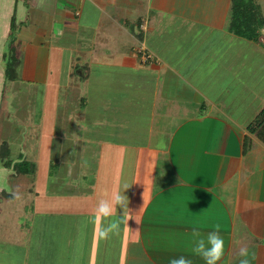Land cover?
Listing matches in <instances>:
<instances>
[{
  "label": "crops",
  "instance_id": "crops-1",
  "mask_svg": "<svg viewBox=\"0 0 264 264\" xmlns=\"http://www.w3.org/2000/svg\"><path fill=\"white\" fill-rule=\"evenodd\" d=\"M219 1L210 0L208 9L198 0H180L189 9L176 10L178 0H0L1 59L11 16L15 24L22 22L28 17L25 4L32 3L34 16L44 20L36 21L41 28L32 24L31 31L25 29L29 25L22 26L23 41L42 38L44 29L48 47L69 51V79L78 71L75 84L84 89L83 96L81 89L74 93L83 108L87 101L93 108L92 126L89 122L87 126L82 113L78 132L96 133L101 148L96 162L109 163L114 171L108 175L98 170L89 201L81 192L84 185L80 186L87 176L76 175V197H81L78 205L83 207H72L77 215L46 227L47 242L38 252L42 256L32 258L27 248L30 260L25 263L170 264L171 259L185 256L192 264H205L192 251L193 230L206 239L219 225L224 255L218 264L236 260L240 264L241 248L247 249L249 263L264 264V140L256 136L253 124L264 109V98L247 106L245 92L239 95L234 86L238 81L229 74L230 53L252 39L228 29L224 23L229 22L232 0ZM70 4L77 6L74 19L67 12ZM199 6L205 11L197 16L192 9ZM82 28L92 35L81 34ZM113 36L119 41L115 47L110 44ZM85 39L91 44L83 47ZM128 40L140 41L139 48L127 46ZM189 40L185 50L177 46ZM198 41L206 45L201 47ZM141 48L151 49L158 60L151 51L144 60ZM187 52L188 58L174 59ZM215 75L226 81L210 82ZM47 178L51 182L52 177ZM0 179L1 190L7 181L2 171ZM37 181L29 180L36 215ZM48 193L54 205L48 210L63 214L68 209L62 205L65 202L53 200V190ZM116 194L127 197V208L117 205L113 216L101 221L106 226L121 220L117 234L101 239L95 210L99 200H111ZM34 230L32 225L30 231Z\"/></svg>",
  "mask_w": 264,
  "mask_h": 264
},
{
  "label": "rangeland",
  "instance_id": "rangeland-1",
  "mask_svg": "<svg viewBox=\"0 0 264 264\" xmlns=\"http://www.w3.org/2000/svg\"><path fill=\"white\" fill-rule=\"evenodd\" d=\"M21 1L22 3L25 2V0ZM119 1L123 2L125 0ZM198 1L200 5L205 4V8H211L210 0ZM257 1L261 4L264 13V0ZM179 2L180 0H178L176 5H173L176 10L183 6ZM220 2L221 0L218 3ZM184 5L187 4L185 3ZM25 6L28 17L26 16L25 20L14 24L13 32L11 33L10 31V35H8V51L11 54H15L18 58L13 81L4 76L7 62L0 57V145L2 143L6 144L8 157L4 159V162L8 161L9 164L4 166L3 170H0L5 173L7 178L5 186L0 190V264H30L28 262L25 263L30 260V253H27V248L29 250L31 248L32 258L38 254L40 247L41 249L44 248L47 242L45 239L48 237L46 227H52L58 219L60 221L62 219L67 220L68 217L77 215L76 211L73 213L70 211L72 207H83V205H78L81 197H76L79 192V188L76 186L78 185L75 180V178H78L76 175L87 176V181L80 182V186L81 184L84 185L81 192L84 193L83 198H87L89 201L94 196V178L98 170L104 174H114V171L109 169L111 168L109 163H103L102 166H99L96 162L99 151H101L98 141L94 138L96 133L78 132V128L82 125L80 121L82 113H84L87 126L88 122L92 126L93 108L91 104H88V101L85 103V108H83L82 102L77 97L78 94L74 93L81 89L79 96H83L84 89L81 86L79 88L75 84L79 81L76 76L78 71H75L73 75L74 80L69 79V51L56 46L53 48L52 46L48 47L44 29L42 30L43 34L41 33L43 35L42 38L39 35L36 40L23 41L22 26L29 25L25 29H30V26L35 24V27L41 28V25L36 24V21L41 23L44 20L41 19L42 16L39 14L34 16L35 12L32 3L31 5L26 3ZM76 8L77 6L72 4L67 7V12L73 19ZM167 8H170V6ZM185 8L182 7L183 10ZM201 8L203 7H195V10L192 9V11L197 10V16L204 14L205 10ZM186 9H189L188 6ZM91 15L93 16L92 13ZM224 24L227 26L228 21H225ZM197 30L200 31L201 28ZM81 32V34L87 33L83 28ZM91 35L87 33V36ZM120 35L119 31L118 39H121ZM263 35L264 30L262 29L259 37L263 41L262 43L259 41L254 42L252 41L253 39L250 41L245 40L239 50H234L230 53L232 61L230 63L232 65L229 74H233L234 81H238V84L235 82L234 86L238 88L239 95L242 96V91L245 92L247 106L250 101H257L258 97L264 98ZM25 36H30V34L25 31ZM111 38L110 44L113 47L119 44V41L114 36ZM170 40L173 43L174 37H170ZM128 42L127 46L131 44L135 48L140 46V41L137 42L135 40L134 43H131L128 40ZM29 43H31V46L28 45ZM89 44H91L89 39L83 41V47L89 46ZM190 44L191 41L189 40L186 43L177 44V46L185 50ZM197 45H202L201 47H203L206 43L203 42L201 44L198 41ZM12 50L13 52H11ZM117 50L119 51L118 48ZM150 51L153 58L157 57L156 60H158V55L151 49ZM150 51L148 52L151 55ZM187 53L186 55H175L174 59L180 57L188 58L190 53ZM173 56L171 55V57ZM9 61L12 64V56L8 59V63ZM194 71L197 73V68ZM194 76V79H196L199 75L195 74ZM223 80L224 82L226 81L223 78L221 80L216 75L209 79L213 83H216V81L219 83ZM110 148L108 147V150L105 148L107 154L111 152ZM131 150L136 153L135 149ZM131 157L133 158L132 155ZM17 168L26 171L20 174L16 172ZM129 168H131L130 165ZM15 173L19 175L17 176ZM60 175H63V178ZM47 176L52 177L51 182ZM33 178L38 179L35 183L40 201V206L37 207V215L34 214L29 194L31 190H34L33 187H30L29 182ZM22 180L25 181L22 182ZM51 190L56 193L51 198L59 201L62 199L63 203L65 202V204H62L64 208L68 207L67 210L65 209L66 211H62L63 214L52 213L51 210H48L50 206L51 208L54 206L52 200L48 198V194H51L48 191ZM9 194H12L13 197L8 198ZM4 204H6V207H4ZM87 213L89 212L84 214L86 215ZM80 217L78 216V221ZM32 225L35 227L34 232L30 231ZM55 229L56 227L52 228L54 231ZM42 238H44V241ZM19 242H23V244ZM233 248L235 249L234 251L239 250L238 246ZM45 252L46 249H44ZM36 256L42 255L38 254ZM37 259L39 261H48L45 258L41 260L37 257ZM236 261V264H239V261ZM249 264L252 263L250 262Z\"/></svg>",
  "mask_w": 264,
  "mask_h": 264
},
{
  "label": "clouds",
  "instance_id": "clouds-1",
  "mask_svg": "<svg viewBox=\"0 0 264 264\" xmlns=\"http://www.w3.org/2000/svg\"><path fill=\"white\" fill-rule=\"evenodd\" d=\"M127 204V197L120 194L114 195L111 200H99L95 210L98 224L97 235L99 238L108 239L111 235L118 233L121 220L113 219L106 226L102 225L101 221L111 218L117 205L125 209ZM193 237L196 239L192 251L195 255L200 256L205 264H218L221 261L224 255V240L220 235L219 225L208 232L206 239L197 230H193ZM238 254L244 257L240 260V264H249V260L246 258L248 256L246 248H241ZM170 264H192V261L185 256H179L171 259Z\"/></svg>",
  "mask_w": 264,
  "mask_h": 264
},
{
  "label": "trees",
  "instance_id": "trees-1",
  "mask_svg": "<svg viewBox=\"0 0 264 264\" xmlns=\"http://www.w3.org/2000/svg\"><path fill=\"white\" fill-rule=\"evenodd\" d=\"M14 24L15 16L13 14L10 23L11 33L13 32L12 28ZM261 28L264 29V15L259 2L256 0H232L231 13L228 22V29L231 32L258 41ZM11 52H13V50ZM11 56L13 57L12 64L10 61L8 63V59L11 58ZM2 58L7 62L5 77L13 80L15 78V67L18 65V58L15 54L9 53L8 48L3 52ZM253 124L256 127V129H254L256 130V136L259 139L264 140V109L260 111ZM5 145V143L0 145V165L3 166L9 165L8 161L4 162V159L8 157ZM25 171L26 170H19L18 168L16 170L17 173H25Z\"/></svg>",
  "mask_w": 264,
  "mask_h": 264
},
{
  "label": "built area",
  "instance_id": "built-area-1",
  "mask_svg": "<svg viewBox=\"0 0 264 264\" xmlns=\"http://www.w3.org/2000/svg\"><path fill=\"white\" fill-rule=\"evenodd\" d=\"M140 52L142 53V57H143L144 60L150 58V54H149V52L146 51L144 48H141V49H140Z\"/></svg>",
  "mask_w": 264,
  "mask_h": 264
}]
</instances>
